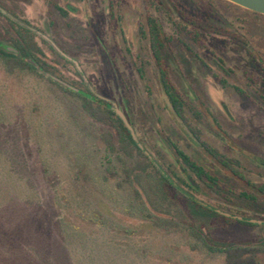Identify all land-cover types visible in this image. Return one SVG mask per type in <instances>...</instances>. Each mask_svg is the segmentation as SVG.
Returning <instances> with one entry per match:
<instances>
[{
    "label": "rangeland",
    "instance_id": "1",
    "mask_svg": "<svg viewBox=\"0 0 264 264\" xmlns=\"http://www.w3.org/2000/svg\"><path fill=\"white\" fill-rule=\"evenodd\" d=\"M155 1L160 9L146 0H0L35 30L49 69L9 74L0 60V264H226L229 246L259 249L264 264V15L226 0ZM56 6L73 10L64 18ZM149 15L171 39L164 62L189 119L249 185L172 111L143 34ZM47 74L119 109L173 186L144 159L111 152L110 129ZM173 144L218 183L196 176Z\"/></svg>",
    "mask_w": 264,
    "mask_h": 264
},
{
    "label": "trees",
    "instance_id": "2",
    "mask_svg": "<svg viewBox=\"0 0 264 264\" xmlns=\"http://www.w3.org/2000/svg\"><path fill=\"white\" fill-rule=\"evenodd\" d=\"M146 2L149 6L160 9V5H158L155 0H146ZM56 8L64 18L68 17L69 13L73 10L59 6H56ZM0 20L2 21L0 22V60L4 63L6 71L9 74H14L17 71H29L33 74H39L38 68L31 61L36 62L40 67H42V69L49 71L45 61L44 51L40 48L36 41L38 37L36 33L32 32L29 28L12 21L1 11ZM143 32V34L149 38L152 55L159 70L161 87L174 114L180 119L183 125L190 130L197 140L201 142L200 147L206 155H208L216 164L229 172L232 176L249 185L250 182L244 177L237 167L232 165V161L224 159L220 153L212 147H209L202 140L200 131L189 119L186 113V102L179 93L178 89L172 83L164 62V51L171 44V39L165 35L163 28L153 15H149L147 17V31ZM191 37L196 42L202 41L201 34L198 31L192 32ZM3 41L11 42L14 45V48L19 51L20 56L6 51L4 49V44L2 43ZM54 52L56 53V51ZM40 76L44 77V75ZM49 81L63 89V87L53 80L49 79ZM63 90L79 98L84 111L93 120L110 129V131L105 134L104 139L111 152H119L128 159L140 157L156 170L148 156L135 141L132 133L127 128L124 121L118 116L110 104L96 97H92L91 94L86 96L68 89ZM200 107L202 110L205 108L203 103H200ZM195 115L196 118H202L201 113L196 112ZM113 132H115L118 137V148L116 147L114 141ZM173 148L179 159H181L188 169L195 173L196 176L208 184L216 185L218 183L217 179L212 176V174L193 161V159L178 145L173 144ZM156 172L161 176L164 182L169 184L171 183L160 173L159 170H156ZM170 185L173 186L172 183ZM258 192L264 196V186L258 187ZM189 203L195 210L203 212L207 215L216 214L212 209L203 206L198 201L190 200ZM228 221L234 222L235 220L229 219ZM241 224L250 225L249 223L243 222H241ZM222 252L226 255V264H260L258 261V254L261 251L254 247L229 246L225 247Z\"/></svg>",
    "mask_w": 264,
    "mask_h": 264
},
{
    "label": "water",
    "instance_id": "3",
    "mask_svg": "<svg viewBox=\"0 0 264 264\" xmlns=\"http://www.w3.org/2000/svg\"><path fill=\"white\" fill-rule=\"evenodd\" d=\"M226 1H228L230 3H233V4H235V5H237V6L241 7V8H244L246 10H249L251 12H254V13H257V14H260V15H264V0H226ZM0 11L3 12L8 17H10L15 22L19 23L20 25H22L24 27H28V26L22 24L21 22H19L16 18H14L11 15L7 14V12H5L4 10L0 9ZM28 28L31 31L35 32V30H33L32 28H30V27H28ZM4 49L6 51H8L9 53H14L17 56H20L19 51L16 50L14 47L4 45ZM56 49H58V48L56 47ZM31 62L38 68V70H40V69L42 70V68L36 62H33V61H31ZM47 75L54 82H56V83H58L60 85L66 86L69 90L78 93V90H76L73 87L67 85L62 80H60V79H58V78H56V77H54L52 75H49V74H47ZM113 109L118 114V116L124 121L125 125L130 130V132L132 133V135L134 137V131H133L132 127L130 126V124L128 123V120L125 117V115L119 109H117L116 107H114Z\"/></svg>",
    "mask_w": 264,
    "mask_h": 264
}]
</instances>
